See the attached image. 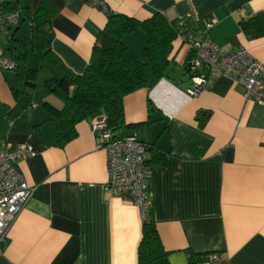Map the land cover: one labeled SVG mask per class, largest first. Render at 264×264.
<instances>
[{
    "label": "crops",
    "instance_id": "1",
    "mask_svg": "<svg viewBox=\"0 0 264 264\" xmlns=\"http://www.w3.org/2000/svg\"><path fill=\"white\" fill-rule=\"evenodd\" d=\"M11 3L20 23L0 30V57L30 50L34 69L48 67L39 55L37 67L31 64L29 39L37 47L42 37L32 35L29 15L39 8L46 12L52 55L75 74L85 70L108 13L138 20L159 13L169 22L189 16V27L218 46L244 47L264 65V35L251 37L241 28L264 10V0H107L108 12L84 0ZM123 40L141 57L142 32ZM188 52L178 37L168 77L123 97L125 132L148 144L160 242L168 264H264V74L258 101L225 77L189 97ZM40 71V78L49 74ZM41 80L30 87L15 69L0 68V142L11 145L7 150L28 143L34 152L12 163L33 192L8 229L0 264H138L143 219L130 193L105 187L106 153L97 147L93 118L75 124V138L55 144V121L44 103L59 108L61 101ZM209 253L218 259L207 260Z\"/></svg>",
    "mask_w": 264,
    "mask_h": 264
},
{
    "label": "trees",
    "instance_id": "2",
    "mask_svg": "<svg viewBox=\"0 0 264 264\" xmlns=\"http://www.w3.org/2000/svg\"><path fill=\"white\" fill-rule=\"evenodd\" d=\"M5 9L15 10L12 3ZM29 16L32 35L42 37L37 47H33L31 38L29 43L32 50L37 48L40 61L48 67L31 68V51L27 50L13 57L16 62L14 69L17 77L30 87H34L33 81H36L40 70L49 71L47 76L42 77V84L61 101V106L58 108L47 102L44 106L55 121L54 142L59 146L75 138V124L100 114L106 115L113 137L124 136L128 125L123 120V97L136 89L150 88L161 78L168 77L173 42L189 28L191 22L190 18L185 19L183 25L178 23L180 19L169 22L159 13L144 20L108 13L85 70L82 74H75L52 55L45 10L39 8ZM241 28L251 37L263 36L264 10L241 22ZM137 30L146 39L141 57L135 56L123 40L126 34ZM53 67L57 68L59 75L54 73ZM137 259L138 264H168L167 252L160 242L151 209L142 222Z\"/></svg>",
    "mask_w": 264,
    "mask_h": 264
},
{
    "label": "built area",
    "instance_id": "3",
    "mask_svg": "<svg viewBox=\"0 0 264 264\" xmlns=\"http://www.w3.org/2000/svg\"><path fill=\"white\" fill-rule=\"evenodd\" d=\"M14 0H0V30L7 33L19 24L18 10H6L5 6ZM94 8L108 12L107 0H84ZM178 22L183 25L184 20ZM211 18L207 25H211ZM179 38L188 45L189 52L186 66L189 83L185 93L189 97L199 95L216 78L225 77L241 85L246 99L258 101L263 88L264 65L256 60L244 47L227 51L214 43L205 33L187 28ZM13 58L0 57V68L14 69ZM91 130L95 136L97 147L104 149L107 160L106 189L120 193H130L139 208L142 219L152 208L151 187L149 183L150 169L145 164V153L148 144L139 140L135 134H125L120 138L113 137L104 114L93 117ZM11 145L0 142V248L7 241V232L17 217L33 188L24 181L12 163L15 160L34 155L28 143L18 144L11 150ZM207 260H217V253L206 255Z\"/></svg>",
    "mask_w": 264,
    "mask_h": 264
},
{
    "label": "rangeland",
    "instance_id": "4",
    "mask_svg": "<svg viewBox=\"0 0 264 264\" xmlns=\"http://www.w3.org/2000/svg\"><path fill=\"white\" fill-rule=\"evenodd\" d=\"M19 30V29H18ZM35 50H34V53H32L33 55H32V60H31V64H32V66H34V67H37V65L39 64V62H37V60H38V51H37V48L35 47L34 48ZM37 62V63H36ZM36 64V65H35ZM41 71H39V74H41V76H42V72L40 73ZM39 74H38V79L39 80H41V78L39 77ZM41 85L39 84L38 85V87H40ZM36 93H38V91L36 90Z\"/></svg>",
    "mask_w": 264,
    "mask_h": 264
},
{
    "label": "bare ground",
    "instance_id": "5",
    "mask_svg": "<svg viewBox=\"0 0 264 264\" xmlns=\"http://www.w3.org/2000/svg\"><path fill=\"white\" fill-rule=\"evenodd\" d=\"M128 134V133H127ZM6 142V141H5ZM148 150V149H147Z\"/></svg>",
    "mask_w": 264,
    "mask_h": 264
}]
</instances>
